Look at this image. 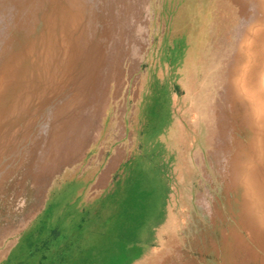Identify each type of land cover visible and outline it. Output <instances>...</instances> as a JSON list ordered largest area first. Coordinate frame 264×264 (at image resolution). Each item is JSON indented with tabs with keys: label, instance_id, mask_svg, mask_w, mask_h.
Listing matches in <instances>:
<instances>
[{
	"label": "rangeland",
	"instance_id": "1",
	"mask_svg": "<svg viewBox=\"0 0 264 264\" xmlns=\"http://www.w3.org/2000/svg\"><path fill=\"white\" fill-rule=\"evenodd\" d=\"M260 81L264 0H0V264H264Z\"/></svg>",
	"mask_w": 264,
	"mask_h": 264
},
{
	"label": "bare ground",
	"instance_id": "2",
	"mask_svg": "<svg viewBox=\"0 0 264 264\" xmlns=\"http://www.w3.org/2000/svg\"><path fill=\"white\" fill-rule=\"evenodd\" d=\"M245 50H247V48H246ZM247 51H248V50H247ZM243 68H244V69L242 70V72H243V74L245 75V74H246L245 70L247 69V66H245V64H244V65H243ZM242 80H243V82L240 81L239 88L241 87V89H242V93L244 94V93H246L248 90H250V88H249V86L247 85V78H246V77H243ZM263 86H264V85H263V82L260 81V87H261V90H262L263 95H264V87H263ZM240 96H241V98L243 99L241 93H240ZM261 99H263V97H262ZM243 100H244V99H243ZM257 104H258V103H257L256 99H255L254 101H249L248 106H247V109L249 110V113H247V115H248V114H252V113H254L253 110L255 109V107H256Z\"/></svg>",
	"mask_w": 264,
	"mask_h": 264
}]
</instances>
